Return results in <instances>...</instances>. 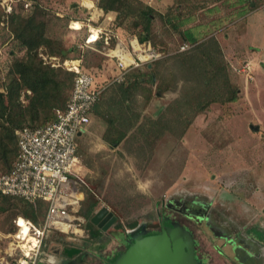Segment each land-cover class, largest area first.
<instances>
[{"label": "rangeland", "instance_id": "rangeland-1", "mask_svg": "<svg viewBox=\"0 0 264 264\" xmlns=\"http://www.w3.org/2000/svg\"><path fill=\"white\" fill-rule=\"evenodd\" d=\"M91 1L97 6L98 0ZM134 1L152 8L150 33L155 47L161 50L164 57L178 53L183 29L206 26L210 36L221 47L230 78L240 90V100L225 106L211 105L193 120L180 138L165 131L152 144L140 146L142 140L130 137L114 149L102 140L105 123L91 115L87 131L78 139V157L86 169L84 180L89 190L94 191L98 201L96 210L106 208L124 229H117L115 221V224L102 230L99 239L86 243L84 251L117 248L121 240L128 238L130 223L146 224L148 231H155L158 229V216L170 215L194 233L202 247L200 252L208 258L206 264H241L238 257L243 252L237 258L230 252L218 255L214 246L224 252L222 240L230 244L240 237L241 231L248 232L258 248V245H264L262 219L253 218L262 214L260 193H264L263 59L255 46H246L245 41H237L235 35L237 31H245L255 36V13L264 9V0ZM32 2L45 13L47 32L51 38L66 47L81 43L86 28L73 32L68 26L72 21L86 23L88 11L81 6L85 0ZM241 8L245 9V13L238 15ZM183 18L189 19L187 25L180 24ZM1 20L0 90H3L8 66L15 58L22 57L24 50L17 46ZM132 23L133 18L128 17L118 25L126 32L139 35V29H134ZM85 57L93 62L99 59L89 54ZM101 61L110 76L111 63L105 59ZM246 64L250 66L251 78L241 71ZM177 82V90L161 96L155 93L146 103L137 95L138 121L145 128L153 129V123H160L164 116H168V106L178 97L183 80ZM251 126H259V129L254 132ZM86 198L85 193L83 202ZM166 205L174 210L181 207L185 211L187 209L188 214L199 209L203 211V217L195 223L177 211L168 210ZM18 218L9 222V216L0 215V259L10 251H14L17 258L22 256L18 247L20 240L15 238ZM11 226L14 229L6 232ZM63 239L66 238L62 234H49L41 242L38 261H45L44 254L60 255ZM236 250L238 254L239 248ZM81 258L83 256L78 259ZM85 264L98 263L96 258L89 257Z\"/></svg>", "mask_w": 264, "mask_h": 264}, {"label": "trees", "instance_id": "trees-1", "mask_svg": "<svg viewBox=\"0 0 264 264\" xmlns=\"http://www.w3.org/2000/svg\"><path fill=\"white\" fill-rule=\"evenodd\" d=\"M32 1L25 3L23 0H13L12 10L7 13L0 0L1 24L10 33L17 46L24 50V55L15 58L8 66L7 82L2 86L3 90H0V170L2 171L0 174L9 171L10 164L17 155V132L23 128H35L51 121L53 110L63 108L72 91L74 74L62 68H52L44 64L39 55L59 57L61 60L81 57L82 68L97 77V88L106 86L110 81V76L101 61L106 58L94 50L84 49L81 52L78 45L66 47L51 38L47 32L45 13ZM97 7L103 11L105 16L114 17L117 29L108 40L103 37L96 42L94 44L96 47L99 48L106 43L113 46L116 42L115 35L124 38L129 34H135L141 41H153L150 33L152 8L143 6L134 0H98ZM74 8H76L75 5ZM26 12L29 13L25 14ZM237 13L242 15L245 9L241 8ZM128 17L133 18L132 27L139 29V35L126 32L118 25L121 20ZM188 21V18H183L180 24L187 25ZM100 23L101 21L98 24ZM180 33L182 44L190 45L189 50L162 57L151 63L150 67L147 65L142 69L130 71L124 82L112 83L102 91L90 116H96L105 123L102 140L110 148L118 147L130 137L142 140L139 143L140 146L144 143L149 145L157 141L165 131L180 138L193 120L208 110L211 105L225 106L240 100V90L230 78L228 64L221 47L217 40L210 36L211 33L207 31V27H187ZM85 36L86 32L81 43ZM151 44L161 52L155 47L154 41ZM87 54L96 58L98 56V61L87 60L88 58L85 57ZM179 79L183 80V84L179 88L178 97L168 106V116H164L160 123H153L155 124L152 126L153 129L145 128V125L138 121L137 95L141 96L146 103L155 93L161 96L169 91L177 90ZM86 186H82L87 198L80 205L79 215L84 219L83 228L87 234L85 242L88 244L99 239L102 236V230L115 224V221H117L115 225L117 229L124 228L109 211V219H102L97 224L92 222L99 211L96 210L98 201L94 197V191L89 190L88 184ZM165 207L170 211L173 210L170 205ZM44 213L45 204L42 201L32 204L0 193V215L9 216V222L19 217L39 225ZM161 223L164 228L176 224L188 231L194 240L196 261L205 264L203 258L197 254L198 240L194 233L186 225L175 221L173 216H158V229L155 231H148L145 228L146 224L137 222L130 223L128 228L129 232H134L135 235L145 233L143 237L152 236L160 233ZM13 229L14 227L11 226L6 232ZM64 237L66 239H63V247L71 243L66 236ZM122 241L124 249L111 262L132 244L131 237ZM85 247L81 245L82 249Z\"/></svg>", "mask_w": 264, "mask_h": 264}, {"label": "built area", "instance_id": "built-area-1", "mask_svg": "<svg viewBox=\"0 0 264 264\" xmlns=\"http://www.w3.org/2000/svg\"><path fill=\"white\" fill-rule=\"evenodd\" d=\"M12 3L13 0H1L7 13L11 12ZM81 6L88 11L86 23L72 21L68 28L71 31L86 28V36L78 49L81 52L91 49L105 57L111 63L110 81L106 86L97 88V77L82 68L81 57L61 60L39 55L44 64L73 73V87L65 106L53 110L51 121L17 132V155L9 171L0 174V193L32 204L42 201L45 213L39 225L23 219L30 235L25 242L31 241L26 248L18 246L21 257L17 258L15 252L10 251L0 259V264H36L41 242L53 232L69 240L87 239L83 228L84 219L79 215L85 197L82 186H86V183L85 168L77 155V140L86 132L90 124V112L108 85L122 83L130 71L142 69L164 57L149 40L141 41L135 34L124 38L115 35L113 46L106 43L96 47L94 44L101 38L108 40L114 34L117 29L114 17L105 16L91 0H85ZM75 24H78V28L72 27ZM93 36L96 38L92 39ZM189 49L190 45L183 43L178 52ZM241 71L251 78L249 64L244 65ZM17 222L18 219L16 226ZM17 228L15 238L21 242L24 237L20 236L21 230Z\"/></svg>", "mask_w": 264, "mask_h": 264}, {"label": "water", "instance_id": "water-1", "mask_svg": "<svg viewBox=\"0 0 264 264\" xmlns=\"http://www.w3.org/2000/svg\"><path fill=\"white\" fill-rule=\"evenodd\" d=\"M258 129L259 126H251V130L254 132ZM179 212L183 213L182 211ZM183 215L191 220H194L193 217L196 216L185 213ZM109 216L108 210L101 208L92 219V222L97 224L98 221L107 219ZM202 217L201 215L197 218L202 219ZM161 226H163V223H161ZM128 233L127 237H131L132 244L109 264H201L195 259L193 237L179 225L174 224L172 227L162 228L159 234L152 236L143 237L145 233L138 235H135L134 232ZM71 251L64 249L62 254L71 256ZM75 251L77 252V250ZM53 263L62 264L59 260ZM36 264L48 263L38 261Z\"/></svg>", "mask_w": 264, "mask_h": 264}, {"label": "crops", "instance_id": "crops-1", "mask_svg": "<svg viewBox=\"0 0 264 264\" xmlns=\"http://www.w3.org/2000/svg\"><path fill=\"white\" fill-rule=\"evenodd\" d=\"M255 14H256L255 24H256V29H257V32H255V36L254 35L251 36L248 32H245V31L244 32L237 31L235 35L237 37V41L239 42L245 41L243 43H246V46L256 47L257 52H259V57L263 59L262 63H263V70H264V9L256 11ZM248 57H250V54L248 55ZM83 134H81L79 138ZM257 175L259 176L258 172H257ZM262 180H263L262 185H264V176L262 177ZM260 195L262 197L261 199L263 200L262 203H260V211L262 212V214L253 216V218L262 219V225L264 226V193L263 191H261ZM79 241H82V240H70L71 243L68 246L61 248V252H63L64 249L72 250L71 256H66V255H63L62 253L60 255H47V254L45 255L44 254V257H45L44 262L48 264H54L53 262L62 259L61 260L62 264H85L86 260L89 257L91 258L94 257L97 259V263L99 262V264H109L111 260L118 254V251L122 249L121 247L124 244L122 241L121 245H118L117 248H113V249L103 248V250L99 249L98 250L99 252H98L95 250L84 251V249L81 248V244H83V241L82 243ZM222 241H223L222 245L224 246V252L221 251L216 246H214V249L217 250L218 255H222V254L227 255V252H230L235 256V258H237V256L241 255V253L243 252V255L238 257V259L241 258V260L239 261L238 259H236L241 264H249L251 262L254 264H264V245H258L259 246L258 248L257 245L254 244L255 242L253 238L251 237V235L248 234V232L241 231L240 237L233 239V242L230 244H226L224 240ZM237 248H239L238 254L236 252ZM197 249H198L197 254L200 256V258H203L206 264L208 258L206 255L200 252L202 250V247L199 241H198ZM75 250H77V252ZM82 256L83 258L79 260L78 258Z\"/></svg>", "mask_w": 264, "mask_h": 264}, {"label": "flooded vegetation", "instance_id": "flooded-vegetation-1", "mask_svg": "<svg viewBox=\"0 0 264 264\" xmlns=\"http://www.w3.org/2000/svg\"><path fill=\"white\" fill-rule=\"evenodd\" d=\"M178 210H180V211H182V212L185 211L184 208H182V207H181L180 209H178ZM178 210H174V209H173L172 211H177V212H179ZM179 213H180V214L185 213V214L188 215L189 210L186 209L185 212H183V213L179 212ZM190 213L193 214V215H196V216L193 217L194 220H191L190 218H188V217H186V216H185V218H187L188 220H191L192 222L194 221L195 223L198 222V221H201V220L198 219L197 217L202 215V213H203L202 210L197 209V212L194 211V212H190ZM174 220L180 223V220H178V219H176V218H174ZM162 228H164V227L161 226V227H160V231L162 230ZM164 229H165V228H164ZM82 241H83V245H85V244L87 243V242H85V240H82ZM82 241H79V242L82 243ZM121 248H122V249H121L120 251H118V253L121 252V251L124 249V245H122ZM198 256H199V255H198ZM199 257H200V256H199ZM199 257H198V258H199ZM112 260H113V259H112ZM112 260H111V261H112ZM98 264H99V262H98Z\"/></svg>", "mask_w": 264, "mask_h": 264}, {"label": "bare ground", "instance_id": "bare-ground-1", "mask_svg": "<svg viewBox=\"0 0 264 264\" xmlns=\"http://www.w3.org/2000/svg\"><path fill=\"white\" fill-rule=\"evenodd\" d=\"M75 25L78 26V24H75ZM76 28H78V27H76ZM19 225H20V223H19V218H18L17 227H19L20 230H21L20 235L23 234V237H24V239H21L22 241L20 242V245H21L22 248H26L28 242H30L31 240H28L27 242H25V240H26L30 235L28 234V230H27V233H25V232L23 231V227H22L21 225H20V226H19ZM24 226H26L25 223H24ZM26 227H27V226H26Z\"/></svg>", "mask_w": 264, "mask_h": 264}, {"label": "clouds", "instance_id": "clouds-1", "mask_svg": "<svg viewBox=\"0 0 264 264\" xmlns=\"http://www.w3.org/2000/svg\"><path fill=\"white\" fill-rule=\"evenodd\" d=\"M72 27H77V26L76 25H73ZM95 38H96L95 36L92 37V39H95ZM19 223L23 227L24 232L27 233V230L28 229H27V227H24V221L23 220H20Z\"/></svg>", "mask_w": 264, "mask_h": 264}, {"label": "snow or ice", "instance_id": "snow-or-ice-1", "mask_svg": "<svg viewBox=\"0 0 264 264\" xmlns=\"http://www.w3.org/2000/svg\"><path fill=\"white\" fill-rule=\"evenodd\" d=\"M78 27V26H77ZM22 223V222H21Z\"/></svg>", "mask_w": 264, "mask_h": 264}]
</instances>
